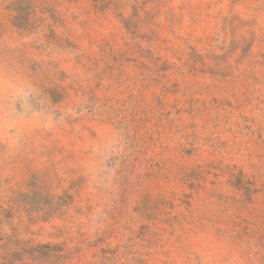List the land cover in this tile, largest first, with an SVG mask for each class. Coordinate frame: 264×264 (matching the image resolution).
I'll return each mask as SVG.
<instances>
[{
  "label": "rangeland",
  "instance_id": "rangeland-1",
  "mask_svg": "<svg viewBox=\"0 0 264 264\" xmlns=\"http://www.w3.org/2000/svg\"><path fill=\"white\" fill-rule=\"evenodd\" d=\"M0 264H264V0H0Z\"/></svg>",
  "mask_w": 264,
  "mask_h": 264
}]
</instances>
